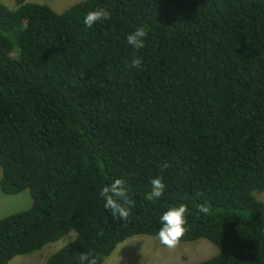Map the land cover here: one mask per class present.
Returning a JSON list of instances; mask_svg holds the SVG:
<instances>
[{
  "label": "trees",
  "instance_id": "obj_1",
  "mask_svg": "<svg viewBox=\"0 0 264 264\" xmlns=\"http://www.w3.org/2000/svg\"><path fill=\"white\" fill-rule=\"evenodd\" d=\"M12 1L0 2V193L26 190L30 205L0 217V264L69 231L43 264H101L128 237L158 238L181 203V242L217 250L187 264H264V0ZM97 8L111 18L86 28ZM157 176L164 195L149 200ZM116 178L127 221L100 196Z\"/></svg>",
  "mask_w": 264,
  "mask_h": 264
},
{
  "label": "rangeland",
  "instance_id": "obj_2",
  "mask_svg": "<svg viewBox=\"0 0 264 264\" xmlns=\"http://www.w3.org/2000/svg\"><path fill=\"white\" fill-rule=\"evenodd\" d=\"M43 3L53 11L61 12L70 5L82 0H26ZM8 8H13L12 0H0ZM257 199H264V194H255ZM30 199L26 190L14 195L0 193V217L26 209ZM74 237L69 231L58 240L44 245L40 250L25 255L14 256L7 264H43L45 259ZM216 248L206 239L180 242L179 246L170 251L159 243L157 237L133 235L115 246L109 256L101 264H187L202 261L213 256Z\"/></svg>",
  "mask_w": 264,
  "mask_h": 264
},
{
  "label": "clouds",
  "instance_id": "obj_3",
  "mask_svg": "<svg viewBox=\"0 0 264 264\" xmlns=\"http://www.w3.org/2000/svg\"><path fill=\"white\" fill-rule=\"evenodd\" d=\"M111 18V13L107 8H97L89 11L84 17V25L86 28H92L95 24ZM148 32L145 27L140 26L135 31L129 33L126 37V42L133 49L138 50L145 46V40ZM129 68L139 69L143 66V60L138 55H133V58L128 65ZM164 169L168 167L167 163L162 165ZM151 192L148 195L149 200L161 198L164 195L165 184L163 177L157 176L151 181ZM100 196L104 200V208L109 210L112 216L118 221H127L132 215V201L128 195V188L125 182L116 178L111 183L105 184L100 190ZM199 211L206 213L207 208L201 206ZM189 214L188 207L181 203L179 206H174L166 210L159 218L161 227L158 232V240L161 245L174 251L180 244L183 237L188 231L187 216ZM78 264H100L97 256L91 253H82L78 257Z\"/></svg>",
  "mask_w": 264,
  "mask_h": 264
}]
</instances>
